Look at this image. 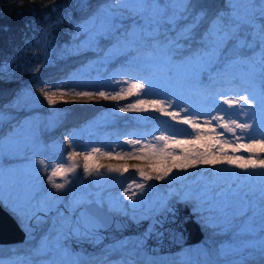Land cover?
Wrapping results in <instances>:
<instances>
[{"label":"rangeland","instance_id":"1","mask_svg":"<svg viewBox=\"0 0 264 264\" xmlns=\"http://www.w3.org/2000/svg\"><path fill=\"white\" fill-rule=\"evenodd\" d=\"M158 2L163 5L168 0H158ZM256 3L258 5V0ZM140 7L137 0H93L90 9L78 17L80 27H86L87 33L75 38L67 47L58 48L54 57L45 55L41 61H35L36 50L30 51L31 42L26 40L21 52L0 58V113H17L14 119L9 120L6 126L0 128V204L18 221L26 234L34 233L32 239L24 241L25 247L17 244L18 242L7 244L9 246L7 253L0 255V259L5 264H11V262L28 264L29 260H32L33 264L37 260L52 264L51 257L47 252L40 257L33 255V250L45 239L51 241L50 250L57 249L61 254L66 253L64 245L59 246L51 239L55 232L53 227L58 229L60 226L56 210L47 213V215L39 213L42 222L37 224L33 220L30 222V228L22 225L12 211L13 208L26 206V202L20 201L18 194L37 181L41 183V189L30 200L31 203L51 208L52 200L61 198V204L57 209L64 216L67 215L66 205L77 199H86L94 202L99 200L100 206L107 211L110 206H128L125 210L131 219L133 211L136 214L147 216L149 210L159 202L167 201L169 204L172 201H183L181 197L188 193L191 198L184 202L188 203L194 218L204 232L201 241L204 242L205 233L209 229L219 233V241H216V245L219 257L225 264H234L239 261H243V264H264V258H260L261 256L254 258L250 250H245L238 255L231 254V249L243 243L241 240L245 239L244 235L248 236L247 241L254 239L253 236H249L243 231V227L251 216L250 212L245 216H240L235 226L230 225L220 230L205 228L196 210L198 195L202 191L208 190L209 195L217 196L219 193L236 190L241 195L247 193L246 199L255 204L257 212H259L260 194L264 191V175H261V172L264 170L249 169L245 171L227 164L214 167L201 165L198 168L189 169L187 172H178L174 169L172 177L167 182L159 181L164 184V189L158 193H152L150 196H146V187L143 190L136 187L137 184L146 182L139 176L138 168L144 169L149 175H155L153 169L157 165L167 163V161L152 158L159 153L154 154L148 145L154 144L157 149H161L164 144L163 141L157 140V137L167 135L181 141L195 139V132L190 126L182 124L179 118L173 120L163 113L153 110L150 107V101L167 97V103L169 100L179 97L181 104L174 105L172 108L166 107L165 110L176 111L180 113V116H183L185 112L181 109L187 105L190 108H199L205 112V115L209 111L212 116L223 115L225 120L229 118V115L238 121L246 119L243 115L232 114L228 106L222 104V101L219 103L220 110L217 111V106L213 104L212 98L221 90L225 93L252 91L257 96L261 94L258 85L262 83L261 80H264V75L258 70L260 43L256 41L252 48L243 47L247 51L232 65L230 83H216L208 88L202 80V73L199 77L200 83L197 84L189 76L186 67L182 66V62L192 52L198 50L207 52L209 50L199 43L200 40L186 45L182 52L171 54L170 63L163 60L161 53L153 47L152 39L145 37L143 33L138 36L128 35L120 45L124 49L123 51L114 47L117 45L116 37L132 33L134 26L136 28L144 27L146 21L151 20L152 10L145 9L138 14L137 9ZM245 7L244 0H238L237 8L243 10ZM178 8L179 5H177ZM216 10L230 11L228 0H217L212 8L213 12ZM174 11L177 15L175 23L165 22L161 28V32H166L168 38L176 37L189 22L186 19L180 21V18H184V14L177 10L169 9L168 15H172ZM109 12L114 13L112 23L119 27L114 33L100 36L95 42H92L89 39L90 33L107 26ZM209 23L210 20L206 18L200 26L199 36L201 39ZM249 31L251 30L249 29ZM156 39L161 43H167L163 34ZM246 39L251 42V35H248ZM35 40H38V37ZM29 52L30 54H28ZM108 57H110L109 60ZM249 64H252L255 70L249 68ZM145 79L151 80L154 85L153 88L147 89V95L143 94V90L139 94L135 91L132 95L128 94L127 90L131 83L143 82ZM41 88L50 93L55 92V98L62 102L63 107L56 111L55 105H48L47 99L40 91ZM77 91H90L94 95L78 97L74 95ZM99 91H105L109 97L120 93V98L116 100L103 99L98 95ZM229 98L237 97L230 96ZM141 99L145 101L144 106L148 107V111L131 109L130 105L138 103ZM35 101H41L42 106L31 107L29 111H26L27 105ZM64 107L72 109L65 112ZM121 107H128L129 111L122 112L120 111ZM257 111L259 112V110ZM107 118L111 120L110 124L107 123ZM203 119L204 116H201L199 121L201 126L205 127ZM49 120L58 122V124L54 128H50ZM148 120H152L148 126H138L139 123ZM208 127H215V133H211L213 136L225 131L216 127L215 123ZM131 139H139L141 143L129 145L127 141ZM220 139L228 141L225 150L230 156L247 158L250 155L245 153L246 149L243 147L249 143L245 137L241 136L237 140L232 133H225ZM208 143L207 139H203L195 143H184L182 147L186 153H192L197 149L203 151ZM169 144L171 145V140ZM97 147L101 149V152L112 150L113 157L109 158L97 153L89 161L90 164L127 167L130 176L118 188L104 190L103 185L108 178L120 173L108 172L106 168L100 169V175L94 173L91 176H85L83 173V155ZM233 148L236 149L235 152H233ZM169 150L174 155L180 154L179 148L172 149L170 147ZM72 151H78L81 155L75 161H68L67 157ZM129 151L131 155L125 156L124 153ZM115 152H120L121 155L116 156ZM40 160H44L46 164L50 165H53L55 160L59 164L67 161L64 163L65 167L77 165L76 171L70 174V183L64 190L57 192L52 188L47 180L51 168L45 170L43 166L39 165ZM242 173H245L246 176H242ZM56 182L62 183L63 181L57 177ZM228 187L230 189L227 190ZM141 191H143V195L140 198L143 203L137 205V208L133 210L129 206L131 202L127 196L133 193L139 195ZM238 203L239 200L234 198L233 208ZM112 213L119 212L113 211ZM256 219L259 220V215ZM129 242L130 236L127 234L110 243L115 247H121L128 245ZM205 244L208 246L209 241H205ZM106 245L98 250L86 252L90 262L84 264H93L94 262V264L96 262L97 264H119V253L113 250V253H110L111 248L105 247ZM189 251L188 244L169 253L174 260H183L187 258ZM222 251L229 254L221 256ZM73 252L67 263L80 264L78 256L75 255L80 251ZM137 264L156 263L144 261Z\"/></svg>","mask_w":264,"mask_h":264},{"label":"snow or ice","instance_id":"2","mask_svg":"<svg viewBox=\"0 0 264 264\" xmlns=\"http://www.w3.org/2000/svg\"><path fill=\"white\" fill-rule=\"evenodd\" d=\"M141 5L137 9V13H142L145 9H151L153 15L150 21H146V25L141 28L133 27L132 33H125L123 37H116L117 45L114 46L117 50L123 51L124 49L120 45L125 41L128 35L138 36L140 33L147 38L152 39L153 47L157 49L162 55L163 60L166 63L171 62V54L177 52H182L186 45L196 42V36L199 34L200 26L203 21L207 18L210 20L206 32L203 34V38L199 41L209 50L204 52L198 50L192 52V54L182 62V66L186 67L189 76L192 80L199 84L200 74L203 72L209 73V79L212 84H225L230 83L232 79L231 68L236 60L231 59L233 54L232 49H228L226 45L230 40L236 41V48L254 47L256 41L260 43V61H259V71L264 75V0H258V5L256 0H244L246 7L243 10L237 8L238 0H228V8L230 11L225 12L223 10L212 11V5L201 4L200 0H168L165 4L161 5L158 0H137ZM177 5L179 8L177 9ZM22 6V5H21ZM83 7V3L80 5ZM174 9L184 14V19L188 20L187 26L174 38H168L166 32L162 33L161 28L165 22L169 24H174L177 15L175 11L172 15H168V10ZM118 15V14H116ZM114 15L110 14L108 18V23L106 27L95 30L90 33L89 39L92 42L100 36L109 35L114 33L119 27L117 24H113L112 20ZM249 29L251 31H249ZM80 30L88 31L86 27H82ZM243 33V35H241ZM165 35L167 43H161L156 39L159 35ZM251 35L252 41L248 42L246 37ZM183 41V43H181ZM215 66V71H213ZM249 68L254 69L252 64L248 65ZM153 82L151 80L145 79L143 82L131 83L128 87V94L132 95L133 92L139 94L143 90V94L147 95V89L153 88ZM47 103L50 106H54L58 103L55 98V92H47L43 88L40 89ZM63 95V91L61 92ZM74 95L78 97H92L93 92L90 91H77ZM98 95L103 99H119L120 93L116 95H109L105 91H99ZM230 96H235L237 98H229ZM167 97L164 99H153L150 101V107L157 111L163 113L165 116L176 120L179 118L180 122L184 125L190 126L195 132V139L192 141H181L170 137L167 135H160L156 139L163 141V148L157 149L154 144H149L150 150L156 154L152 158L167 161V163L157 165L153 171L155 175H149L144 169L138 168L137 171L139 176L143 181H165L167 182L173 174V170L178 172H187L189 169L198 168L201 165L217 166L220 164H227L230 166H235L242 170H264V158H255L259 156L260 153H264V92L259 96L255 92L246 91L244 93L240 92H227L223 90L217 92L212 98V102L217 106L216 110L219 111V103L222 101L223 105H227L228 109L231 110L232 114L243 115L246 119L238 121L229 115V118L225 120L223 115L212 116L209 111L207 115L205 112L196 107H188L184 105L182 111L185 115L180 116L179 112L176 111H166L167 108H172L174 105L181 104L179 97L176 99L169 100L166 103ZM145 101L140 100L136 104L130 105L131 109L136 111H148V107H145ZM259 110V112L257 111ZM120 111H129L128 107H121ZM204 116L203 124L205 127L201 126L199 118ZM2 119V115H0ZM225 130L222 133H217L215 136L211 133H215V127H208L214 124ZM225 133H232L239 140L241 136L245 137L249 143L243 145L250 155L245 158L244 156H230L225 150V145L228 144L227 140H221L220 137L225 135ZM207 139L209 143L203 149V151L197 149L192 153H186L182 147L184 143H195ZM171 140V145L169 141ZM215 141V143H212ZM72 143L71 140H69ZM129 145H139L141 141L139 139L128 140ZM180 149L179 155H174L169 148ZM233 152L236 151L235 148L232 149ZM100 154L107 156L109 158L113 157V151H103L99 147L94 148L92 151L87 152L83 155V173L85 176H91L94 173L100 175V169L106 168L108 172H116L123 174L128 171L127 167H117L111 164L109 165H97L90 164L89 161L93 159L94 154ZM81 155L78 151H72L68 157V161H75L77 157ZM116 156H120V152H115ZM125 156H130L131 152H125ZM64 161L57 166H52L46 164L44 160L39 161V165L43 166L46 170L51 168L47 176L48 183L57 192H61L70 183V174L76 171L77 165L73 164L72 167H65ZM264 175V171L261 172ZM59 177L63 182H56V178ZM138 189L143 190L145 187H151V185H146L144 183L137 184ZM127 191V190H126ZM143 195V191L139 195L133 193L127 196V199L131 202V209L135 210L137 205L142 204L143 201L140 198ZM247 193L241 195L239 191H231L229 193H219L217 196L209 195L208 190H204L198 195L197 204V214L200 216V221L205 228L220 229L223 230L228 226H235L237 219L240 216H245L249 212L251 216L248 218L247 224L243 227L244 233L249 236H253L254 239L251 241H245L239 246L231 249V254H241L247 249L259 248V250L264 253V191L260 194L261 203L259 205V212H257V206L246 199ZM191 195L186 193L181 199L183 201H188ZM237 198L239 200L238 205L233 208V199ZM92 201L86 199H77L72 201L70 204L66 205L68 216H64L59 209H56L57 215L60 219V226L57 229L53 227V231L57 232L55 238V243L62 246V241L74 238L76 240H87V239H99L98 232L102 229H107L110 227V220L103 211L102 207L95 210H89L88 208H83L79 211L78 215L76 213L77 208L81 205L91 204ZM95 203L100 205L101 202L96 200ZM128 206L121 205L119 207L110 206L108 212H119L125 216L128 212L125 208ZM53 209L46 206H36L31 203V201L26 202V206L22 208H13V213L17 216L19 222L26 228L31 227V221L35 220L37 224L42 222V217L38 215L39 213L51 212ZM166 215H175V209L170 207L167 201H161L157 205L153 206L149 210V215L136 214L133 211L131 219L135 222L140 220L148 219L150 220L148 226V233L154 229V226L159 222L157 217H164ZM259 215V220L256 217ZM28 221L29 223H25ZM120 225H117L119 228ZM51 241L42 240L40 245L33 250V255L35 257H40L50 250ZM229 253L221 252V256H226ZM0 264H5V262L0 259ZM11 264H16V262H11ZM28 264H33L32 260L28 261ZM35 264H46L37 260ZM119 264H137L134 259H122ZM234 264H243V261L234 262Z\"/></svg>","mask_w":264,"mask_h":264},{"label":"trees","instance_id":"3","mask_svg":"<svg viewBox=\"0 0 264 264\" xmlns=\"http://www.w3.org/2000/svg\"><path fill=\"white\" fill-rule=\"evenodd\" d=\"M216 1L200 0V3L214 7ZM92 2L93 0H0V58L13 56L21 52L20 50L26 40L31 42L30 51L32 49L36 50L35 61H41L45 55L54 57L58 48L67 47L75 38L87 33L86 31L80 30L81 27L78 23V17L90 9ZM81 3H83V7L80 6ZM183 19V17L180 18V21ZM36 37H38V40H35ZM198 40H201L199 34L196 36V41ZM235 45L236 41L230 40L226 47L233 50L231 59L238 60L245 55L247 50L236 48ZM213 71H215V66ZM22 78L25 79V77ZM202 80L208 88L214 85L210 82L209 73L207 72L202 73ZM261 82L258 85L261 91L260 93L264 92V80H261ZM61 103V101H58L55 105L56 111L63 107ZM64 108L65 112L72 109ZM151 121L141 122L138 126H148V123ZM256 158L264 157L257 156ZM242 176H246L245 173H242ZM145 184L151 185V187H146V196H150L152 193H158L164 189V184L159 181H147ZM247 237L244 235L243 238L245 239H242L241 242L247 241ZM205 241H209L208 246H206ZM216 241H219V233L209 229L205 233L204 242L200 241L189 244V255L183 260H174L169 252L150 254L141 248L130 247L129 244L115 247L112 243H109L105 247L111 248L110 253H113V251L119 253L120 259L118 262L122 259L131 258L137 263L146 261L151 263L155 262L156 264H225L219 257ZM17 244L25 247V242ZM8 248L9 246L7 244H0V255L7 253ZM65 248L66 253L63 254L57 249L47 251V254L51 257L52 264H68L67 260L70 258V254L74 252L68 247ZM247 250H250L254 258L258 256L264 258V253L259 252L258 247ZM76 253L75 255L78 256V260L81 262L80 264L90 262L86 253Z\"/></svg>","mask_w":264,"mask_h":264},{"label":"water","instance_id":"4","mask_svg":"<svg viewBox=\"0 0 264 264\" xmlns=\"http://www.w3.org/2000/svg\"><path fill=\"white\" fill-rule=\"evenodd\" d=\"M108 14H114L109 12ZM110 57L107 59L109 60ZM41 101L30 102L25 108L29 111L31 107H41ZM0 119V128L6 126L9 120L14 119L17 116L16 112H8L2 114ZM60 119L58 120V122ZM107 123L110 124L111 120L106 119ZM58 122L53 120L48 121L50 128H54ZM246 153L250 154L246 151ZM259 155L264 156V153ZM130 176L129 171L123 174L113 175L108 178L103 185L104 190H111L118 188L128 177ZM41 189V183L35 182L31 186L19 192L18 197L20 201H30L36 193ZM62 199L52 200L50 206L55 211L61 204ZM170 207L175 209V215H166L164 217H157L159 222L154 226L151 234L148 233L149 220L144 219L139 222H135L128 216L123 214H114L108 212L104 207L97 205L94 201L91 204L81 205L77 208L76 213L83 208L89 210H95L97 208L103 209L110 220V227L102 229L98 232L99 239H87V240H76L74 238L62 241V245L68 247L71 251H80L81 253L92 252L100 249L102 246L109 244L115 239L123 236H130V247L142 248L151 254H159L163 252H172L178 250L183 245L193 244L200 242L203 239L204 232L202 231L199 223L194 218L193 213L190 210L188 203L184 201H172L169 203ZM69 213L67 211L68 216ZM117 225H120L117 228ZM34 233L26 234L25 231L20 227L18 221L0 204V244H9L16 242H24L32 239ZM57 232L55 231L51 239L55 241Z\"/></svg>","mask_w":264,"mask_h":264},{"label":"bare ground","instance_id":"5","mask_svg":"<svg viewBox=\"0 0 264 264\" xmlns=\"http://www.w3.org/2000/svg\"><path fill=\"white\" fill-rule=\"evenodd\" d=\"M55 163H53V165L52 166H57L59 163H58V161H54ZM257 263V262H256Z\"/></svg>","mask_w":264,"mask_h":264}]
</instances>
